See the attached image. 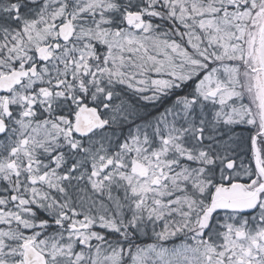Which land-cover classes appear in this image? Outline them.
Here are the masks:
<instances>
[{"label":"snow or ice","instance_id":"6c2138e0","mask_svg":"<svg viewBox=\"0 0 264 264\" xmlns=\"http://www.w3.org/2000/svg\"><path fill=\"white\" fill-rule=\"evenodd\" d=\"M0 264H264V0H0Z\"/></svg>","mask_w":264,"mask_h":264}]
</instances>
